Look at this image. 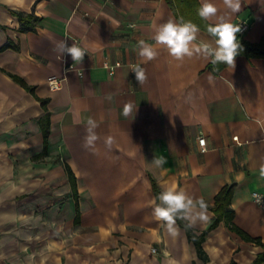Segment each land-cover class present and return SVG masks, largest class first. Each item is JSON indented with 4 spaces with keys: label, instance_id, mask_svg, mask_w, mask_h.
I'll return each mask as SVG.
<instances>
[{
    "label": "crops",
    "instance_id": "crops-1",
    "mask_svg": "<svg viewBox=\"0 0 264 264\" xmlns=\"http://www.w3.org/2000/svg\"><path fill=\"white\" fill-rule=\"evenodd\" d=\"M210 2L232 23L248 24L239 40L260 41L264 0H242L235 14L223 0ZM14 12L36 15L35 29L21 30ZM169 19L183 20L169 0H0V264H252L262 251L221 221L203 242L205 262L177 221L171 235L153 216L159 201L152 180L207 203V219L193 226L197 233L214 217L216 194L234 184L235 223L264 237V207L252 198L253 191L264 193V57L238 55L234 68L215 72L210 58L194 53L178 61L158 47L157 57L145 62L138 41L154 44V27ZM198 28L194 43L214 45ZM67 32L80 36L88 51L78 63L83 75L69 71L62 87L51 89L65 68L56 46ZM106 61L121 65L110 74ZM137 64L146 71L143 85L132 72ZM129 102L132 113L125 116ZM88 118L99 125L94 149L84 147ZM159 157L166 161L161 167L153 163ZM66 164L76 176L79 220L81 204L89 203L99 206L98 218L107 205V219L135 225L118 233L43 226L49 205L61 199L73 204L69 219L77 221Z\"/></svg>",
    "mask_w": 264,
    "mask_h": 264
},
{
    "label": "clouds",
    "instance_id": "clouds-1",
    "mask_svg": "<svg viewBox=\"0 0 264 264\" xmlns=\"http://www.w3.org/2000/svg\"><path fill=\"white\" fill-rule=\"evenodd\" d=\"M242 0H223V4L231 14L240 12ZM198 16L209 22L207 24V32L214 38V45L208 42H200L195 44L199 33V28L191 21L177 22L169 19L154 27L153 43L145 40L138 41V55L145 62L155 59L158 55V47L166 49L168 54L175 60H183L185 57H191L194 53L200 54L205 58H210L212 64H225L229 67H235L236 57L240 54L241 44L238 39V33L241 31L240 26L231 22L225 15L219 14L218 8L210 2L203 0L198 8ZM132 27H135L132 25ZM56 50L61 57L64 54L70 55L74 63H81L85 57V50L75 43L71 46L67 41H60L56 46ZM132 72L138 84L143 85L147 81L146 71L139 64L132 66ZM131 102L126 103L123 109L125 116L132 113ZM98 123L88 118L86 121V135L84 138V147L86 149H94L96 141L99 139L96 129ZM111 138L105 140V144L110 146ZM166 161L163 157L155 158L153 163L157 167H161ZM260 176L264 178V167L260 169ZM159 203L153 209V216L156 220L162 221L166 225L169 234L177 233L176 220L186 221V227H193L198 221L207 219V203L201 198L195 200L183 189L176 186L163 187L158 194ZM256 203H261L264 197L256 194L254 196ZM166 264H172L166 261Z\"/></svg>",
    "mask_w": 264,
    "mask_h": 264
},
{
    "label": "trees",
    "instance_id": "trees-1",
    "mask_svg": "<svg viewBox=\"0 0 264 264\" xmlns=\"http://www.w3.org/2000/svg\"><path fill=\"white\" fill-rule=\"evenodd\" d=\"M169 2L178 8L183 21H191L192 23L196 24L197 26L201 27L202 29H207V24L209 22L202 20L198 16V8L201 6L198 0H169ZM15 15L18 16L20 24H21V30H34L37 21L39 18L34 14H26L24 12H14ZM207 31V30H206ZM241 49L239 55H245L249 58L251 57H264V35L258 42H250L245 39H240ZM209 67L215 71L219 72L223 68L227 67L225 64H212L209 63ZM15 80H17L20 84H22L25 87H29L28 84L19 76L12 75ZM31 92H33V88H29ZM47 99H41V103L43 106L46 107ZM49 116L48 114L45 116V119L43 121V130L45 135V144L48 142V134H49ZM72 189L76 196V211H77V221L79 220V214H80V204L78 201V190H77V182H76V176L71 168L70 165H65ZM152 187L154 194L156 198L158 197V194L162 190L160 186L157 185V183L152 180ZM235 185H225L223 186L220 191L215 196V204L213 206L214 211V217L209 224V226L202 230L200 233H197L193 227L189 228L186 227L187 222L177 219V223L179 226L185 229L187 236L189 240L195 245L198 255L205 261H208V256L205 253V250L203 248V242L205 241L207 235L211 230L216 228L221 221H224L225 224L234 232L238 233L243 239L247 241H251L255 243L256 245H259L262 247V251H260L253 261L252 264H262L264 263V237H253L249 235L246 231H244L242 228H240L234 221L235 219V211L231 207V201L234 193ZM158 200V199H157ZM159 201V200H158ZM234 264V263H233Z\"/></svg>",
    "mask_w": 264,
    "mask_h": 264
},
{
    "label": "rangeland",
    "instance_id": "rangeland-1",
    "mask_svg": "<svg viewBox=\"0 0 264 264\" xmlns=\"http://www.w3.org/2000/svg\"><path fill=\"white\" fill-rule=\"evenodd\" d=\"M64 188H60V192L63 191ZM55 191H57L56 188L51 189V196L55 195ZM57 193V192H56ZM63 195V194H62ZM39 207V205H38ZM98 205L96 204H89V203H83L81 204V209L83 216L81 220L76 221L75 223L69 219L71 216V213H74V206L73 204L69 203L67 200L61 199L60 203L56 204H50L49 205V216L47 220H44V225L47 226L50 229H57V228H81V229H114V233H118V231L122 228H125L129 226L131 223L132 225H135V222L137 221H128L124 219H107L105 214V208L107 205H102L103 214L101 215V218L96 217L97 214L95 212L98 211ZM123 205H118L117 211L122 212ZM113 209L110 208V211ZM64 213L66 215V220L62 221L58 218V214L61 215V213ZM94 212V213H93ZM121 213L119 214V216ZM39 226H41L39 224ZM57 238L56 236H51V239Z\"/></svg>",
    "mask_w": 264,
    "mask_h": 264
},
{
    "label": "built area",
    "instance_id": "built-area-1",
    "mask_svg": "<svg viewBox=\"0 0 264 264\" xmlns=\"http://www.w3.org/2000/svg\"><path fill=\"white\" fill-rule=\"evenodd\" d=\"M85 17L89 16L88 12L84 13ZM239 26L241 28V31L239 32L240 34L243 33L247 28H248V24L245 21H241L239 23ZM66 41L68 43L69 46H71L72 43H75L77 46L83 48L85 50V56L87 54V49L86 47L83 45L82 42V38L74 33L71 32H67L66 33ZM63 60L65 61V68L63 71V75L60 78L57 79H52L49 82V85L51 87V89H59L62 87V83L63 81L66 79L67 73L69 71H76L80 76L83 75V68L78 66V63H74L73 60L71 59L70 55L68 54H64L63 56ZM121 65L120 62H116V63H110V62H105L104 63V67L109 71L110 74H114L117 67H119ZM199 143L202 146V149H206L205 143H206V139L205 137H199ZM258 194L261 197H264V193H261L259 191H253L252 192V198L256 203V200L254 199V196ZM258 204V203H257ZM258 205L263 206L264 207V200L261 201V203H259ZM153 251H155V249H153Z\"/></svg>",
    "mask_w": 264,
    "mask_h": 264
}]
</instances>
